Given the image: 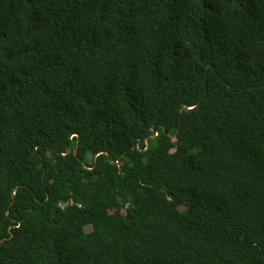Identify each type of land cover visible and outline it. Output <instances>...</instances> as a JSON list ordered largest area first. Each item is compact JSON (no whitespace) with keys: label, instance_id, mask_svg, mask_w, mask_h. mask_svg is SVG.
Wrapping results in <instances>:
<instances>
[{"label":"trees","instance_id":"16d2710c","mask_svg":"<svg viewBox=\"0 0 264 264\" xmlns=\"http://www.w3.org/2000/svg\"><path fill=\"white\" fill-rule=\"evenodd\" d=\"M0 264H264V0H0Z\"/></svg>","mask_w":264,"mask_h":264},{"label":"water","instance_id":"95a60500","mask_svg":"<svg viewBox=\"0 0 264 264\" xmlns=\"http://www.w3.org/2000/svg\"><path fill=\"white\" fill-rule=\"evenodd\" d=\"M70 150H69V146L67 145L66 146V152H69ZM76 151H77V144L75 145V147H74V149H73V152H74V154H76Z\"/></svg>","mask_w":264,"mask_h":264}]
</instances>
